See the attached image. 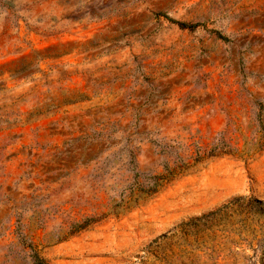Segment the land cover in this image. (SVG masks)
Segmentation results:
<instances>
[{"label":"rangeland","instance_id":"rangeland-1","mask_svg":"<svg viewBox=\"0 0 264 264\" xmlns=\"http://www.w3.org/2000/svg\"><path fill=\"white\" fill-rule=\"evenodd\" d=\"M0 264H264V0H0Z\"/></svg>","mask_w":264,"mask_h":264},{"label":"trees","instance_id":"trees-1","mask_svg":"<svg viewBox=\"0 0 264 264\" xmlns=\"http://www.w3.org/2000/svg\"><path fill=\"white\" fill-rule=\"evenodd\" d=\"M179 25H180L181 28H187V27H194L195 26V25H189L187 23H179ZM260 117H261V120H262L263 119L262 115ZM35 256H36L37 261L42 262V259L39 257L38 254H36Z\"/></svg>","mask_w":264,"mask_h":264}]
</instances>
